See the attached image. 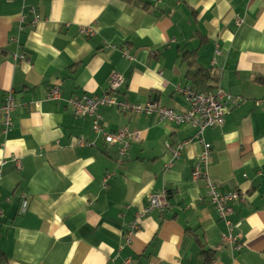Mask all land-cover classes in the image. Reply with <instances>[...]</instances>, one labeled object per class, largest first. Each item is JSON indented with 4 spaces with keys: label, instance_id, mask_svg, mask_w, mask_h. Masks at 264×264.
<instances>
[{
    "label": "crops",
    "instance_id": "0c3cea01",
    "mask_svg": "<svg viewBox=\"0 0 264 264\" xmlns=\"http://www.w3.org/2000/svg\"><path fill=\"white\" fill-rule=\"evenodd\" d=\"M141 1L0 0V106L10 91L16 98L7 134L0 119V264H264V0ZM33 9L40 21L24 32ZM209 68L220 76L210 92L233 99L224 125L204 133L208 174L222 192L247 195L231 217L241 251L215 250L228 229L193 179L204 149L194 128L102 107L107 132L138 135L120 161L118 146L67 102L101 96L119 74L118 100L185 112L177 88ZM53 88L60 100L47 99ZM186 140L166 168L169 146ZM163 190L169 207L126 242L149 195Z\"/></svg>",
    "mask_w": 264,
    "mask_h": 264
},
{
    "label": "built area",
    "instance_id": "2783aa9c",
    "mask_svg": "<svg viewBox=\"0 0 264 264\" xmlns=\"http://www.w3.org/2000/svg\"><path fill=\"white\" fill-rule=\"evenodd\" d=\"M33 18L32 28L40 21L38 13L32 10ZM26 18L22 20V26ZM24 27H22V31ZM80 32L87 36H93L95 31L92 27H83ZM124 56L130 59V56L124 52ZM126 80L122 75H112L108 89L101 96L83 95L81 97H72L67 100L69 106L73 109L76 116L90 118L92 121V130L100 134L106 144L118 146V159L123 161L129 152L131 140L137 138V134L128 129H123L117 132H107L104 129L103 118L100 113L102 107L117 106L124 113H143L151 115L157 113L160 122H171L178 125H189L196 130L195 138L203 143L204 149L200 155L198 166L194 169L192 176L195 181L203 180L205 187L208 190L209 203L219 215L220 219L225 223L228 233L224 234L221 242L216 246V251H221L224 248H229L232 251H241L243 244L240 242L239 235H235L233 231L239 228L241 223L235 224L231 217L234 214V204L246 199L247 195L240 190H232L222 192L220 188L211 180L208 174V167L212 155V145L205 142L204 133L208 129L221 127L225 123L226 108L233 97L218 89L216 92L200 93L194 88L187 86L185 88H177V90L186 98L188 109L185 112H177L169 107L161 106L154 101H148L143 104L131 103L127 100L120 101L115 97L118 90L125 84ZM61 92L59 88H53L47 96L48 100H60ZM16 107V98L14 91H10L5 96V100L0 106V119L2 120V132L7 134L13 127V111ZM191 140L178 142L169 146L172 152L173 160L166 168H170L174 160L180 159L184 146ZM14 166L21 168V160L14 157L10 160ZM7 164L3 160L1 166ZM2 173V171L0 170ZM108 179V178H107ZM169 194L166 190L158 193H151L148 202L144 208L137 214V219L129 226L125 233L126 242H131L133 237L140 229V222L146 216L155 211H163L169 207ZM26 203L23 202V209ZM125 264H130L127 261Z\"/></svg>",
    "mask_w": 264,
    "mask_h": 264
},
{
    "label": "trees",
    "instance_id": "16d2710c",
    "mask_svg": "<svg viewBox=\"0 0 264 264\" xmlns=\"http://www.w3.org/2000/svg\"><path fill=\"white\" fill-rule=\"evenodd\" d=\"M128 1L134 2L135 4H138V5H144L141 0H128ZM145 8H147V5H145ZM32 18H33V14L26 18V21L22 26V27H24V32L26 31L27 28L29 29V27L33 26V25H31V23L33 22ZM192 56H194V55L193 54L187 55L186 59L191 58ZM190 65L192 66L193 62H190ZM187 78H190L192 80V88H194L197 92L209 93L210 91H213L214 89L218 88V81L220 79V76L218 75V73H216L215 71H212L209 68V69H197L196 71L190 70L187 73ZM260 80L264 81V79H260ZM126 82H127V80H126ZM126 82H125V84H126ZM120 89L118 90V92L120 91ZM116 94H115V97H116Z\"/></svg>",
    "mask_w": 264,
    "mask_h": 264
}]
</instances>
